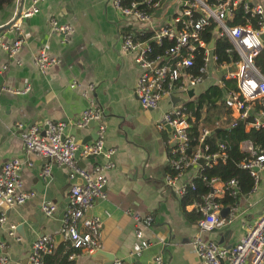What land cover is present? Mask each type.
I'll list each match as a JSON object with an SVG mask.
<instances>
[{
	"label": "crops",
	"instance_id": "obj_1",
	"mask_svg": "<svg viewBox=\"0 0 264 264\" xmlns=\"http://www.w3.org/2000/svg\"><path fill=\"white\" fill-rule=\"evenodd\" d=\"M29 1L23 0V9L28 7ZM239 1L264 7V0ZM171 3L173 0L165 1L161 19L159 13L153 15L152 26L167 20ZM17 6L14 0L0 10V27L13 19ZM52 19L72 27L68 43L61 44L60 36L49 30L48 23ZM19 28L20 35L10 29L0 32L4 46H10L16 39L21 40L12 59L0 48V168L9 160L19 161L21 188L31 192L33 197L13 208H8L0 200V213L5 214L8 225H14L20 239L15 242L0 229V244L5 245L0 255H6V264H26L31 244L42 236L50 237L55 248L65 241L59 230L69 206L68 188L71 184L67 170L52 161H49V177H42L46 161L24 151L20 131L14 127L20 125L21 131H25L49 121L64 125L65 132L79 144L93 142L96 139L94 124L91 128H76L88 104L81 93L89 85L93 86L94 103L102 112L101 122L105 128L103 152H111V156L108 159L102 156L86 159L78 166L87 169L96 164L112 165L104 173L102 192L106 199L93 203L86 213V217H98L101 222V247L97 252L130 264H153L155 257H160L161 264H201L191 248L199 215L185 206L182 209L180 197L166 185V178L170 176L169 130L156 128L162 114L174 101L162 99L157 109L143 110L133 95L139 76L133 55L118 51L121 34L144 33L147 28L123 18L109 0H44L38 14L20 20ZM261 43L264 48V35ZM42 49L58 61L43 74L32 64V57ZM223 74L212 70L204 84L186 98L195 101L208 87L217 85ZM72 84L74 86L70 88ZM26 87L24 94L12 93ZM216 120L223 127L228 122L223 108L200 111L202 125L210 128ZM251 149L249 141L239 145L241 153L248 154ZM192 174L185 172L176 186L186 184ZM247 192L238 195L232 206L221 207L219 219L226 224L212 230L208 241L219 247L234 245L253 225L264 207V169L258 173L255 192ZM46 203L55 208L50 217H44L41 211ZM225 209L227 213L221 216ZM147 216L151 219L150 226L140 227L135 217L141 220ZM137 228L141 229L142 240L148 242L149 247L138 256L130 257ZM92 255L80 256L75 264H109L112 261L96 263L91 260Z\"/></svg>",
	"mask_w": 264,
	"mask_h": 264
},
{
	"label": "built area",
	"instance_id": "obj_2",
	"mask_svg": "<svg viewBox=\"0 0 264 264\" xmlns=\"http://www.w3.org/2000/svg\"><path fill=\"white\" fill-rule=\"evenodd\" d=\"M18 3V0H15ZM115 10L125 19L147 28L151 33L149 39L134 40V35L121 34L119 53L133 55L134 66L139 76L133 87V95L143 110H155L162 99L175 98L171 108L162 114L156 128L160 131L169 130L167 145L169 148L168 167L170 176L166 178V185L175 190L180 199L185 196L187 189L194 190L193 180L197 178L204 167L209 163H225V146L216 143L217 152L206 154V147L198 145L187 151L189 143L188 131L192 127L193 118L186 112L184 103L189 101V92L203 85L212 70L222 71L223 77L218 86H223L222 80L234 82L235 90L223 92L221 107L227 112L228 122L221 126L214 121L208 126L199 123L201 129L197 137L198 143L212 136L217 129L232 128L236 122H243L248 131L264 133V73L261 74L254 66V59L262 49L261 37L264 35V7L249 5L239 0H215L213 4L208 0H173L170 5L167 20L158 26H152L153 15L165 11L163 6L166 0H109ZM27 8L21 10L18 19L11 25L10 30L16 35L19 33L20 20L29 19L39 12V6L44 0H30ZM147 9L145 11L142 8ZM241 12L250 18H256L255 24L246 23L234 27H227L226 20L232 19L235 12ZM160 21V20H159ZM158 21V22H159ZM215 24L212 33V48L204 43L201 32ZM49 30L60 36L61 44H66L73 33L70 25L61 24L53 19L48 23ZM145 31V32H147ZM141 35L143 32H138ZM225 38L230 49L225 54H234L236 59L232 63H217L213 55V41ZM3 49L9 59L15 57L21 46V40L16 39L10 46ZM163 42L169 43L164 55H153L150 43L160 47ZM198 61V65L196 64ZM33 66L43 74L58 64L57 59L48 56L42 49L32 57ZM73 84L70 88H73ZM27 87L12 91L13 94H24ZM93 86H86L81 97L87 101V107L82 111L76 128L83 129L89 122L94 124L96 139L87 144H79L75 138L65 132L64 125L53 124L49 121L40 126H32L21 131V126L14 127L20 131V140L26 153L44 159L46 164L42 168L41 176L49 177L52 161L67 170V179L71 182L68 188V203L59 233L70 248L79 250L71 253L67 261L75 264L82 256H89L100 250L101 222L98 217H86L93 203L106 199L102 189L105 185L104 173L112 168L109 163L96 164L89 168H81L78 163L89 157L102 156L108 159L110 153L103 152L105 128L101 122L102 112L94 103L92 97ZM195 99V98H194ZM192 100V99H191ZM251 144V143H250ZM252 146V145H251ZM244 154V153H243ZM247 158L239 164L252 180L247 194L255 192L258 186V173L264 169V149L245 154ZM21 170L19 161L9 160L0 168V200L8 208L21 206L29 201L33 194L25 192L18 180ZM185 172H192V177L186 184L176 183ZM209 191L200 201H194L185 208L199 215L196 221V235L191 243L192 253L201 264H264V207L248 231L234 245L219 247L210 241H203V236L214 229L223 227L226 222L219 219L221 205L219 201L224 197L234 198L240 195L236 180L220 181L217 178L206 180L202 178ZM184 208V209H185ZM44 217L54 213L53 205L46 203L41 208ZM131 215L130 211L126 212ZM136 223L142 228L151 224L150 217H135ZM0 229L8 238L19 242L14 225H8L5 214L0 213ZM135 243L129 253L130 257L138 256L149 247V243L142 240V231H134ZM5 245L0 244V250ZM55 249L50 237L37 238L30 246L26 264H43V256L50 255ZM7 257L0 255V264H6ZM109 264H130L121 259H112ZM153 264H161L160 257L153 259Z\"/></svg>",
	"mask_w": 264,
	"mask_h": 264
},
{
	"label": "trees",
	"instance_id": "obj_3",
	"mask_svg": "<svg viewBox=\"0 0 264 264\" xmlns=\"http://www.w3.org/2000/svg\"><path fill=\"white\" fill-rule=\"evenodd\" d=\"M135 2L142 0H134ZM14 0H0V10L12 4ZM215 0H208V3L213 4ZM145 11L144 7L142 8ZM256 18H250L248 15H244L241 12H235L232 19L226 20L225 25L227 27H234L238 25H244L246 23L255 24ZM215 30V24L210 23L200 34V38L204 43L211 42L212 33ZM126 33V32H125ZM124 33V34H125ZM128 33V32H127ZM151 33L144 32L141 35L135 34L133 39L138 41H144L149 39ZM152 49V56L154 55H164V51L169 47V43L163 42L160 47L155 44H149ZM230 49V44L225 38L215 39L213 41V55L217 59V63H232L236 56L232 53L230 55L225 54V50ZM198 65V61H196ZM254 66L257 71L261 74L264 73V48L261 49L259 55L254 59ZM223 86L213 85L208 87L203 93L198 95L195 101H187L184 103V108L186 112L193 118L192 127L188 131L189 143L187 151H191L198 145L206 147V154H211L217 152L216 143H221L225 146L226 160L224 164L216 162L213 164L209 163L208 167H204L200 172L199 176L193 180L194 190L187 189L185 196L180 199V207L183 209L184 206L194 202L200 201L201 198L209 191L208 187L202 178L206 180L210 178H217L220 181H227L234 179L237 181L240 194L247 192L252 185V180L245 170L239 168L241 161L247 158V155L239 151L240 143L244 141H249L255 152L264 149V133L261 131H248L244 129L243 122H236L235 126L226 129H217V132L213 131L212 136L204 140L203 143H198L197 137L201 129L199 125L200 121V111L205 110H215L221 107L223 92L228 90H235V85L233 81L222 80ZM236 197L229 198L224 197L219 201L221 207L232 206ZM198 220V219H197ZM71 253H79V250H74L70 248L69 243L64 241L62 244L57 246L50 255L43 256V264H72L67 261V257Z\"/></svg>",
	"mask_w": 264,
	"mask_h": 264
},
{
	"label": "water",
	"instance_id": "obj_4",
	"mask_svg": "<svg viewBox=\"0 0 264 264\" xmlns=\"http://www.w3.org/2000/svg\"><path fill=\"white\" fill-rule=\"evenodd\" d=\"M22 4H23V0H18V6H17L16 13L14 14L13 19L9 23H7V24L3 25L2 27H0V32L8 30L11 27V25L18 19L19 15H20V12L22 10ZM208 48L209 49L212 48V43L209 44ZM188 95L190 97L191 92H189ZM171 100L174 101V102H177L178 101V99H175V98H172ZM92 125H93V123L92 122H89L86 125V127H90L91 128ZM216 132H217V130H216ZM91 158H94V157H89L88 159H91ZM78 165L80 166L81 164L79 163ZM226 213H227V210L225 209V210H222L221 211V214L220 215L223 216ZM207 237H208V233H206L203 236V241H207ZM91 260L94 261V262H96V263H101L102 260L111 261L112 260V257L110 255H104V253L96 252L95 254H93L91 256Z\"/></svg>",
	"mask_w": 264,
	"mask_h": 264
},
{
	"label": "rangeland",
	"instance_id": "obj_5",
	"mask_svg": "<svg viewBox=\"0 0 264 264\" xmlns=\"http://www.w3.org/2000/svg\"><path fill=\"white\" fill-rule=\"evenodd\" d=\"M222 99H223V97H222Z\"/></svg>",
	"mask_w": 264,
	"mask_h": 264
}]
</instances>
